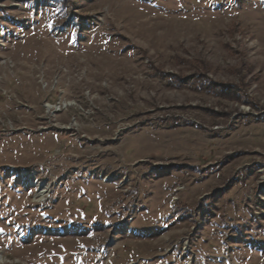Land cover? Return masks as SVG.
<instances>
[{"label": "rangeland", "instance_id": "1", "mask_svg": "<svg viewBox=\"0 0 264 264\" xmlns=\"http://www.w3.org/2000/svg\"><path fill=\"white\" fill-rule=\"evenodd\" d=\"M0 264H264V0H0Z\"/></svg>", "mask_w": 264, "mask_h": 264}, {"label": "bare ground", "instance_id": "2", "mask_svg": "<svg viewBox=\"0 0 264 264\" xmlns=\"http://www.w3.org/2000/svg\"><path fill=\"white\" fill-rule=\"evenodd\" d=\"M38 190H39L41 195H46V193L48 191L46 187L44 188V186H40V188Z\"/></svg>", "mask_w": 264, "mask_h": 264}]
</instances>
